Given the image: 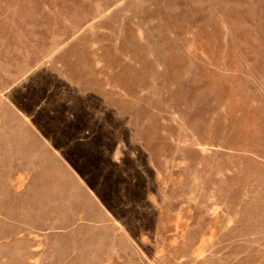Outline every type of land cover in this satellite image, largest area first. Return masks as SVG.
Segmentation results:
<instances>
[{
    "label": "rangeland",
    "instance_id": "374dc122",
    "mask_svg": "<svg viewBox=\"0 0 264 264\" xmlns=\"http://www.w3.org/2000/svg\"><path fill=\"white\" fill-rule=\"evenodd\" d=\"M0 264H264V0H0Z\"/></svg>",
    "mask_w": 264,
    "mask_h": 264
}]
</instances>
